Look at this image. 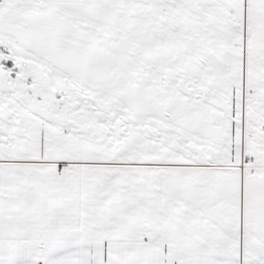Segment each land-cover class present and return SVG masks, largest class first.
<instances>
[{
    "label": "snow or ice",
    "instance_id": "obj_1",
    "mask_svg": "<svg viewBox=\"0 0 264 264\" xmlns=\"http://www.w3.org/2000/svg\"><path fill=\"white\" fill-rule=\"evenodd\" d=\"M0 264H264V0H0Z\"/></svg>",
    "mask_w": 264,
    "mask_h": 264
}]
</instances>
